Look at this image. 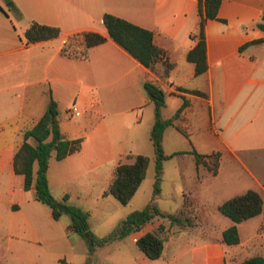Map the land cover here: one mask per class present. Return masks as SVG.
<instances>
[{
    "label": "crops",
    "instance_id": "obj_1",
    "mask_svg": "<svg viewBox=\"0 0 264 264\" xmlns=\"http://www.w3.org/2000/svg\"><path fill=\"white\" fill-rule=\"evenodd\" d=\"M10 4L14 10L0 0V264H60L59 259L69 264H237L264 256V41L251 43L264 35L256 27L264 22V0H219L217 19L204 21L206 69L199 75L185 57L196 41V0H10ZM104 13L152 31L153 44L163 51L152 69L107 37L101 22ZM31 21L57 27L58 35L26 43L22 33ZM86 31L105 40L88 48L83 58L59 53L67 36ZM144 81L163 92L161 118L171 117L185 102L161 137L163 153L172 154L163 161L188 160L176 163L172 173L183 199L172 212L157 205L160 189L152 201L160 213H180L179 218L170 224L166 217L155 216L138 230L88 253L66 214L53 219L48 206L35 200L33 186L22 189L23 177L14 173L12 157L22 131L41 116L50 94L60 134L81 142L77 151L60 160L50 154L48 189L55 199L66 195L70 205L86 211L91 230L92 210L111 203V196L102 192L115 166L131 162L126 154L145 155L150 149L153 104L142 87ZM72 106L75 112L70 111ZM164 137L168 150L163 148ZM191 150L208 155L202 157L205 163H196ZM247 189L259 194L260 212L238 222V242L225 244L221 231L231 221L217 206ZM151 198L128 209L121 219ZM159 225L162 250L159 257L149 259L135 241ZM91 232L98 238L109 234Z\"/></svg>",
    "mask_w": 264,
    "mask_h": 264
},
{
    "label": "trees",
    "instance_id": "obj_2",
    "mask_svg": "<svg viewBox=\"0 0 264 264\" xmlns=\"http://www.w3.org/2000/svg\"><path fill=\"white\" fill-rule=\"evenodd\" d=\"M4 2L8 9H15L11 6L10 0H4ZM218 5L219 0H196L197 31L194 36L196 41L185 55L186 60L193 64L194 75H199L206 69L203 25L206 19H217ZM101 22L107 37L144 67L152 69L154 63L162 58L163 51L152 42V31L108 13L102 15ZM256 27L264 32V22L256 23ZM58 32L59 30L55 26L31 21L22 35L26 43H33L53 38L58 35ZM73 36L80 37L78 46L71 44L70 39ZM104 40L105 37L97 32H77L67 36L59 53L67 57L83 58L88 48L100 44ZM262 41H264V35L251 41V43ZM164 66L168 68L170 64L164 61ZM142 87L153 104V121L149 129V140L154 157V193H157L162 161L172 155H165L162 151V131L166 126L172 124V120L178 116L185 102H182L171 117L163 119L160 117V108L164 104L162 90L148 81H144ZM185 91L202 94L197 90ZM56 115V102L48 94V102L44 112L30 128L23 130L21 133L22 141L13 154L12 169L14 173L22 175L23 190H28L33 186L35 200L48 206L53 219H57L61 214H66L69 217V227L84 240L88 253H91L96 247L103 245L105 242L138 230L155 216L166 217L170 224L178 221L180 213L176 215L162 214L150 200L142 208L127 213L108 235L100 238L96 237L88 228L87 212L70 205L67 202L66 195L55 199L48 189L46 168L50 154L53 153V157L60 160L66 155L77 151L81 142V138L65 139L62 137ZM191 153L196 163H205L202 157H208V155L198 154L194 150H191ZM125 157L130 158L131 162L118 163L115 166L113 177L107 188L102 192V195H110L121 205H126L136 191L144 177L148 163V157L143 154H126ZM212 160L215 166L217 154L213 155ZM260 208L261 198L256 191L251 189L222 201L217 206V211L227 217L231 224L221 231V241L225 244L237 243L236 224L258 214ZM162 229L163 226L159 225L154 230L144 233L135 241L137 248L149 259L157 258L161 253ZM58 261L60 264H69L63 259ZM237 264H264V256H250Z\"/></svg>",
    "mask_w": 264,
    "mask_h": 264
},
{
    "label": "rangeland",
    "instance_id": "obj_3",
    "mask_svg": "<svg viewBox=\"0 0 264 264\" xmlns=\"http://www.w3.org/2000/svg\"><path fill=\"white\" fill-rule=\"evenodd\" d=\"M79 40V36H73L70 39V42L73 46H78V43H80ZM166 140V137H164V150H168L166 147ZM145 155H147L148 157V163L146 166L144 177L134 197L130 199L126 205L119 204L112 197H110L111 203H102L98 205L96 209L92 210V214L88 216V221L91 224V231L96 234H103L107 232L110 233L117 226V224L119 223V219L124 216L128 209H131L133 207H140V205H143L150 195L152 197L151 201H153V197L156 193H154V157L153 153L151 156V146L148 152L145 153ZM125 159L130 158L125 157ZM187 161L188 160L186 158L182 157H174L172 159L163 161L164 175L162 184L160 186L158 185V188L160 189V194L157 199V205L165 211L172 212L175 209V206L178 205L177 203L180 202L181 199H183L180 195L181 193L179 192L180 185L178 182L173 180L174 177L172 176V173H174L173 168L176 163H185Z\"/></svg>",
    "mask_w": 264,
    "mask_h": 264
},
{
    "label": "built area",
    "instance_id": "obj_4",
    "mask_svg": "<svg viewBox=\"0 0 264 264\" xmlns=\"http://www.w3.org/2000/svg\"><path fill=\"white\" fill-rule=\"evenodd\" d=\"M71 112H75L76 111V108L74 106L71 107L70 109ZM137 240V239H136Z\"/></svg>",
    "mask_w": 264,
    "mask_h": 264
}]
</instances>
